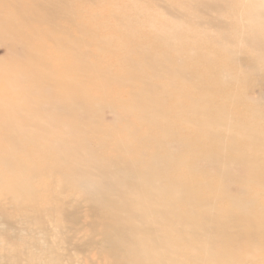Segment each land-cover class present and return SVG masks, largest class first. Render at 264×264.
<instances>
[{
    "label": "rangeland",
    "instance_id": "obj_1",
    "mask_svg": "<svg viewBox=\"0 0 264 264\" xmlns=\"http://www.w3.org/2000/svg\"><path fill=\"white\" fill-rule=\"evenodd\" d=\"M69 2L70 6L57 3L45 12L36 13L37 18L55 17L56 22L53 24H11L7 32L26 33L29 37L28 43L34 47L31 51L48 58L50 67L55 72L52 75L58 76L60 81L68 78L70 83L79 82L85 100L103 104L102 125L117 131L125 129L128 133L124 132L120 139L126 141L127 135L130 136V143H133L129 148L131 154L134 152L133 155H137L141 146H147L145 139L160 140L163 150L168 151L175 159L184 161V165L176 173L185 176V179L197 181L207 176V179L210 177L213 187L249 186L244 177L245 167L231 164V158L223 161L221 168L229 174L238 171L240 175H236L237 179L218 177L215 173L219 169L216 163L202 165V155L216 156L219 154V147L212 139L201 135L198 130L202 128L180 125L175 115L184 113L190 105L199 102L197 99H204L201 106H205L206 112L212 118H217L216 113L225 109L235 120L243 121L241 127L238 125L239 127L232 129L237 138L242 133L240 130L247 126L245 121L248 116L264 113V52L260 51L258 42L261 40L260 43H264V20L260 14L264 0ZM34 3L37 2L0 0V20L14 17L17 9L26 10ZM67 17L70 18V23ZM256 26H260L259 29L253 30ZM253 35L255 39H252ZM78 41H81V54L75 57L73 50ZM26 57L27 66H36L41 58L37 60L33 58V54ZM43 58L40 59L41 62L44 61ZM14 59L5 46H0V64L5 65V69L0 70V100L16 109L15 116L20 115L19 119L10 122L20 127L25 124L24 131H33L36 136L17 138L19 141L21 139V146L18 145L21 151L16 152V155L18 154V161L24 163L25 167L21 170L14 165L13 169L18 172L16 176L8 177L4 171L5 182L1 183L0 192L6 193L7 188L14 182L32 178L31 192L36 201L31 206L20 205L13 209H10L14 206L12 200L4 198L0 202L14 213L12 220L0 219V264H115V257L111 253L102 252L98 248V244L102 243L105 225L110 221L112 209H107L103 202L95 211L91 208L90 203L83 199L86 192L81 185L85 177L76 174V169L90 173L86 180L93 183L105 196L114 195L111 187H108L105 180L103 182L99 179L100 169L89 167L84 162L79 164L78 159L73 160L68 156L67 150L75 143L67 137L59 136L58 123L61 116H56L55 121L51 122L55 125L50 127L47 126L50 121L43 119L46 112L20 109L23 106L21 96L28 87L25 86V91L23 85L16 87L6 78L8 72L4 71L11 69L15 72L20 66L26 67L23 63L19 65ZM149 59H165V68L173 73L158 77L153 73ZM137 69H141L140 79L119 80L126 76L129 78L128 75L134 74ZM143 78L159 88L167 89L165 93L171 95L165 97L168 100L165 103L166 110L171 111L170 115L166 117L167 122L163 120L161 124L178 125L177 129L184 138L181 145L172 144L169 138L161 139L159 130L141 121L137 113H131L127 118L117 117L116 111L123 112L132 100L135 101L142 95ZM158 93L159 90L155 91L152 97L156 98ZM111 103L115 106L113 110L105 106ZM1 132L2 130L0 145L5 148L10 138ZM34 139L45 142L49 140L51 143L50 146L43 141L28 144ZM75 146L78 150L76 156L84 153L80 143ZM250 146L242 141L237 148L242 151ZM159 150L149 148L141 158L148 159L152 154L160 152ZM94 154L111 160L122 156L115 147ZM188 166L200 175L189 177L190 174L187 175L184 169ZM0 171H3L1 164ZM259 198L264 202V192L259 194ZM116 203L118 205L122 202L114 201ZM216 207L217 210H224L225 203L217 202ZM64 210L71 213L78 211L79 221L74 223V220L63 216L61 211ZM119 218L127 217L120 215ZM133 222L140 224L138 219ZM13 234H17L18 241L9 238ZM50 245H54L51 250ZM179 246L177 258L185 264L207 256L202 251L192 252L183 244ZM127 252L128 249L117 254L122 256ZM57 256L61 258L60 263L53 262ZM251 256L256 257L257 264H264V254L252 253ZM174 257L166 254L163 259L170 260ZM221 260L223 262H219L220 264H231V260Z\"/></svg>",
    "mask_w": 264,
    "mask_h": 264
},
{
    "label": "bare ground",
    "instance_id": "obj_2",
    "mask_svg": "<svg viewBox=\"0 0 264 264\" xmlns=\"http://www.w3.org/2000/svg\"><path fill=\"white\" fill-rule=\"evenodd\" d=\"M34 1L37 3H34L32 7L26 10L17 9L14 17L0 20V46H5L19 65L22 63L26 65V67L20 66L19 70L12 68L16 70L15 72L11 69L4 71L8 72L6 78L16 87L23 85V91H25V86L28 87V90L21 96L23 106H20V109L28 108L32 112H46L47 115L44 114L43 119L47 118L50 121L47 123L50 127L55 125L51 122L55 121L56 116H61L58 123L59 136L73 140L75 145L80 143L84 148V153L76 156L78 151L76 146H70L67 151L72 155L67 153L68 156L73 160L78 159L79 164L84 162L89 167L100 169L99 179L103 182L105 180L108 187H111L110 190L114 195L105 196L93 183L86 180L90 177V173L85 170L79 172L76 169V174L85 177L81 185L86 192L83 199L90 203L91 208L95 211L103 202L107 209H112L110 221L102 232V243L98 244L99 250L111 253L115 257V264H185L183 260L177 258L179 245L183 244L192 252L202 251L207 255L204 259L191 264H220L219 262H223L221 258L231 260V264H257L256 257L251 256L252 253L264 254V202L259 198V194L264 192V113L259 112L248 116L245 121L247 126L244 130H240L242 133L237 138L232 129L242 125L243 121L235 120L225 109L216 113L217 118H212L206 112L205 106H201L204 99H197L196 101L199 102L190 105L184 113L175 115L180 125L202 128L198 130L201 135L212 139L219 147L220 151L216 156L202 155L200 158L202 165L209 166L211 163H216L219 169L215 170V173L218 177L237 179L240 175L238 171L229 174L227 170L221 168L223 161L231 158V164L245 167L244 177L249 186L244 185L237 188L217 185L213 187L210 177L207 179V176L197 181L191 178L185 179V176L176 173L178 168L184 165V161L180 158L175 159L168 151L163 150L160 140L145 139L147 146H141L139 155H133L134 152L132 154L129 152L133 144L130 143V136L126 137L129 142L120 139L125 129L117 131L102 125L103 104L99 105L85 100L79 82L70 83L68 78L60 81L58 76L52 75L55 72L50 67L48 58H43L41 54L31 51L34 47L28 43L27 38L29 37L26 33L7 32L11 24L33 25L37 22L41 25L53 24L56 22L55 17L37 18L36 13L45 12L57 3L66 5L65 7L70 6L69 0ZM261 9V19L264 20V7ZM67 20L68 23L71 22L69 17ZM259 27L256 26L253 30ZM255 38L253 35L252 39ZM50 42L55 43L56 41ZM258 42L260 51L264 52V43L261 44V40ZM79 43L81 41H78L74 50L72 49L75 57L81 54ZM41 47L42 45L40 49ZM32 54L33 58L38 60L41 57L44 61L41 62L40 58L36 66H27L26 56ZM149 60H151L153 73L158 77L173 73L165 68V59ZM2 69H5L4 64H0V70ZM141 74V69H137L134 74L128 75L129 78L126 76L119 80L140 79ZM142 80L144 81L142 95L137 100H132L130 106L123 112L115 110L117 117L127 118L131 113H137L141 121L159 130L161 139L169 138L172 144L181 145L184 138L177 129L178 125L161 124V121H166V117H169L171 112L166 110L165 106L168 101L165 97H169L170 94L165 93L167 89L146 82L145 78ZM157 90H159L157 97H152V93ZM3 101L0 100V107L3 108H0V117H2L0 130H2V135H7L10 139L7 141V147L0 145V164L3 167V171H0V185L5 182L4 171L8 177L16 176L18 172L15 168L13 169V166L21 170L25 167L24 163L18 161V154L16 155V152L21 151V147L19 148L21 139L19 141L17 138L36 136L33 131H24L25 124L20 127L10 122L13 119H19L20 115L15 116L16 109L10 108ZM105 106L111 110L115 109L112 103L105 104ZM29 125L38 127L39 124L29 123ZM133 135L137 138V135ZM42 141L34 139L28 144ZM242 141L251 146L246 150H238L237 145ZM45 143L50 146L51 142L48 140ZM111 147H115L122 156L111 160V158L104 159L94 154ZM152 147L160 149V152L152 154L148 159L141 158L142 154L147 153ZM172 169H174L173 173ZM184 169L187 175L190 174L189 177L198 174L189 166ZM32 180L29 178L23 182L12 183L6 193L0 192V202H3L4 198L12 200L14 206L10 209L20 205L31 206L36 201L30 186ZM118 200L122 203L114 204V201ZM217 202L225 203L224 210H217ZM10 209L0 204V219L12 220L14 213H11ZM61 213L74 220V223L79 221L78 211L71 213L64 210ZM120 215L127 218H119ZM134 219H138L140 224H135ZM9 238L17 240L18 236L13 234ZM46 244L48 245L47 242ZM53 246L50 245V250ZM127 249L128 252L125 255H118ZM166 254L176 258L164 260L163 256ZM60 261L61 258L58 256L53 259V262L60 263Z\"/></svg>",
    "mask_w": 264,
    "mask_h": 264
}]
</instances>
